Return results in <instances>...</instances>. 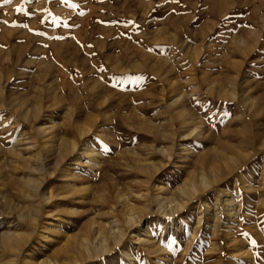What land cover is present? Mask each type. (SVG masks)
Here are the masks:
<instances>
[{
    "label": "rangeland",
    "instance_id": "1",
    "mask_svg": "<svg viewBox=\"0 0 264 264\" xmlns=\"http://www.w3.org/2000/svg\"><path fill=\"white\" fill-rule=\"evenodd\" d=\"M0 264H264V0H0Z\"/></svg>",
    "mask_w": 264,
    "mask_h": 264
},
{
    "label": "snow or ice",
    "instance_id": "2",
    "mask_svg": "<svg viewBox=\"0 0 264 264\" xmlns=\"http://www.w3.org/2000/svg\"><path fill=\"white\" fill-rule=\"evenodd\" d=\"M5 2H8V0H5Z\"/></svg>",
    "mask_w": 264,
    "mask_h": 264
}]
</instances>
